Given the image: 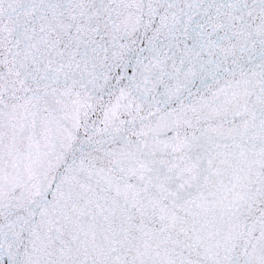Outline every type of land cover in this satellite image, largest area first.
<instances>
[{
  "label": "snow or ice",
  "instance_id": "6c2138e0",
  "mask_svg": "<svg viewBox=\"0 0 264 264\" xmlns=\"http://www.w3.org/2000/svg\"><path fill=\"white\" fill-rule=\"evenodd\" d=\"M0 264H264V0H0Z\"/></svg>",
  "mask_w": 264,
  "mask_h": 264
}]
</instances>
